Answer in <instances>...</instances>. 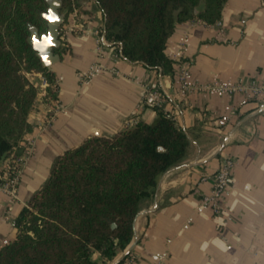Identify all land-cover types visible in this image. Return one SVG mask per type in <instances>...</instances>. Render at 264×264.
Returning a JSON list of instances; mask_svg holds the SVG:
<instances>
[{
	"label": "crops",
	"instance_id": "0c3cea01",
	"mask_svg": "<svg viewBox=\"0 0 264 264\" xmlns=\"http://www.w3.org/2000/svg\"><path fill=\"white\" fill-rule=\"evenodd\" d=\"M79 4L86 32L68 30L60 60L51 67L61 110L52 116L43 95L35 99L32 129L22 140L33 150L16 151L27 156L16 199L0 192V248L15 239L14 221L47 181L55 159L90 136H111L135 122L152 124L157 114L141 101L146 90H158L166 93L161 109L174 116L189 147L185 159L161 174L139 203L138 214L152 211L135 223L134 264H264V96L251 101L242 93L181 96L172 75L126 61L111 44L98 53L93 31L103 27L102 13L94 0ZM220 20L222 35L190 21L175 25L166 56L189 63L193 86L264 83V0H227ZM94 63L102 72L81 84L79 75ZM225 159L233 166L223 211L215 216L200 203L212 181L200 177H212ZM92 257L100 261L97 253Z\"/></svg>",
	"mask_w": 264,
	"mask_h": 264
},
{
	"label": "trees",
	"instance_id": "16d2710c",
	"mask_svg": "<svg viewBox=\"0 0 264 264\" xmlns=\"http://www.w3.org/2000/svg\"><path fill=\"white\" fill-rule=\"evenodd\" d=\"M61 1L66 17L79 7V0ZM94 1L104 38L120 44L123 59L172 75L174 62L165 48L175 25L193 19L213 25L227 0ZM46 9L44 0H0V162L32 129L37 91L26 75L43 76L50 104L57 103V78L29 43V25L46 32ZM153 109L152 124L90 136L55 159L47 181L14 221L16 236L0 248V264H104L127 248L140 201L189 147L174 116Z\"/></svg>",
	"mask_w": 264,
	"mask_h": 264
},
{
	"label": "built area",
	"instance_id": "2783aa9c",
	"mask_svg": "<svg viewBox=\"0 0 264 264\" xmlns=\"http://www.w3.org/2000/svg\"><path fill=\"white\" fill-rule=\"evenodd\" d=\"M68 24L62 25L60 27V40L61 45L63 40L65 39L66 33L68 30H76L77 32L84 34L86 31L84 27L80 23V19L78 17V11L73 10L72 13L69 14ZM190 22L207 27H214L218 30L219 35H222L224 32V25L221 20L215 22L213 25H207L200 19H193ZM104 28L99 27L93 31L94 36H96V50L100 53L101 47L104 45H108V43L104 38L103 33ZM120 44L117 46L119 48L120 56ZM103 68L98 64L94 63L88 67V69L79 75V82L81 84H85L92 77H94L97 73L102 72ZM112 74L117 75V72L112 70ZM172 77L178 84V94L181 96H187L196 92H205V91H214V92H224V93H242L245 95L246 100L251 101L255 100L260 96H264V83H256L254 81L249 83H244L242 81L232 84V85H221L219 83H214L210 87H197L190 85L188 83L189 77V63L185 60L175 59L174 61V70ZM166 93H163L158 90H146L143 94L141 106L148 108L161 107L162 103L165 101ZM60 107L57 103L51 104V115L53 116L55 113L60 111ZM52 119L49 118V121ZM136 124L133 123V125ZM132 125V126H133ZM23 140V139H22ZM22 140L18 143V146L15 147L7 157H5L0 162V192L7 196L11 201H14L17 196V191L19 187L20 177L22 170L26 164V158L21 155L18 156L16 154L17 149L22 148L28 153H30L32 148V143L26 142L23 143ZM233 166V162L230 159H225L222 165L215 171L212 177L209 176H201L200 182H205L206 180L211 179L212 187L208 194H205L201 197L200 203L204 207H208L213 215H219L223 211L222 209V197L227 190L230 183V174ZM10 211L11 206L7 207L6 213L4 215V219L6 221L10 220ZM230 221V218L227 217L224 224H227ZM135 256L133 253H129L119 264H134Z\"/></svg>",
	"mask_w": 264,
	"mask_h": 264
},
{
	"label": "water",
	"instance_id": "95a60500",
	"mask_svg": "<svg viewBox=\"0 0 264 264\" xmlns=\"http://www.w3.org/2000/svg\"><path fill=\"white\" fill-rule=\"evenodd\" d=\"M47 4L46 12L42 14V18L46 21V32L43 34H39L36 27L29 25V43L32 49L35 51L37 57L40 59L41 63L44 67H51L55 63L60 60V55L54 53L55 50H58L61 46L60 40V27L64 24L66 15L65 13H61L60 10L62 8L61 0H44ZM201 10V5L194 10V14L198 15ZM49 17H55L54 19H49ZM104 28V25H103ZM33 37L36 40H33ZM51 41L50 43L48 41ZM222 147L220 148V150ZM169 170V169H168ZM152 209L137 214L133 221V238L127 249L124 250V253L111 264H119L131 251L135 243L136 238V230L135 223L136 221L149 214Z\"/></svg>",
	"mask_w": 264,
	"mask_h": 264
},
{
	"label": "rangeland",
	"instance_id": "374dc122",
	"mask_svg": "<svg viewBox=\"0 0 264 264\" xmlns=\"http://www.w3.org/2000/svg\"><path fill=\"white\" fill-rule=\"evenodd\" d=\"M78 11V17L80 16V12L81 11V6L79 4V7H77L76 9ZM61 13H65L64 11H62V8L60 10ZM68 16L65 18V22L63 25H67L68 24V20H67ZM59 50V49H58ZM59 54V53H58ZM62 54V51L60 52V56ZM52 67V66H51ZM49 67V68H51ZM28 81L33 85V87H35L36 91H37V96L36 98L38 97H42L41 95H43V97L46 99L47 103L50 104V100L49 98L47 97V92H46V89H47V83L46 81L44 80L43 76H41L40 74H37V73H32V74H28L26 75ZM43 91H45V93H43ZM34 106V105H33Z\"/></svg>",
	"mask_w": 264,
	"mask_h": 264
},
{
	"label": "snow or ice",
	"instance_id": "6c2138e0",
	"mask_svg": "<svg viewBox=\"0 0 264 264\" xmlns=\"http://www.w3.org/2000/svg\"><path fill=\"white\" fill-rule=\"evenodd\" d=\"M49 19H53L52 17H49ZM33 40L35 41L36 40V38L35 37H33ZM49 43L51 42L50 40L48 41Z\"/></svg>",
	"mask_w": 264,
	"mask_h": 264
},
{
	"label": "clouds",
	"instance_id": "9594fccd",
	"mask_svg": "<svg viewBox=\"0 0 264 264\" xmlns=\"http://www.w3.org/2000/svg\"><path fill=\"white\" fill-rule=\"evenodd\" d=\"M53 19L55 18V17H52Z\"/></svg>",
	"mask_w": 264,
	"mask_h": 264
}]
</instances>
